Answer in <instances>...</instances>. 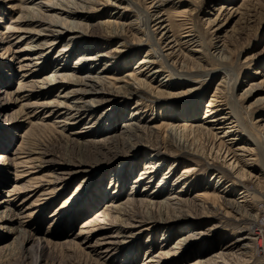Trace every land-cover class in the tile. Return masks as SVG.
<instances>
[{
  "label": "bare ground",
  "instance_id": "obj_1",
  "mask_svg": "<svg viewBox=\"0 0 264 264\" xmlns=\"http://www.w3.org/2000/svg\"><path fill=\"white\" fill-rule=\"evenodd\" d=\"M6 2H8L7 4L19 3V6H12L14 9H20L21 14L14 25L11 26V32L19 35V41L17 45L13 46L11 43L5 42L9 39L8 35H0V45H2L0 46V51H2L0 57H7L19 68L20 74L17 75L19 86L18 91H16L18 96L16 99L21 104L19 111L25 115L31 114L26 113L28 110L32 109L34 111L30 116L31 121L28 122L31 129L25 133V136H20L22 141L17 151L9 154L10 159L0 158L6 159V161L9 160L12 165L14 164L12 167L14 171L11 169L6 170L15 172V178L12 180L14 185H12L11 190L7 191L5 198H13L18 194L24 197L22 202L32 201L28 208H25V211L22 208L20 209L22 211L19 213L21 217L14 222L15 227L13 229L18 230L27 217L31 216L32 219L36 215L35 213L43 212L56 194L68 189L73 181L79 180V177L82 178L80 181L89 186L91 180L100 175H102V178L111 176V179L113 178L112 184L118 182L123 186L127 183V176H133V173L139 169L142 162L145 167L132 182V192L129 196H113L114 191L108 193L106 200L107 198L112 200V197H116L118 201L117 203L111 201L112 206L101 211L103 215L100 214L95 217L96 220L99 218L97 223L96 220L88 221L79 229L77 234L71 232L70 235L62 238L59 236L60 234L52 235L51 229L53 230L58 226L57 230H59L62 227L60 223L67 214L62 213L59 221L55 220L56 215L53 217L54 220L49 223L46 234H42L39 238H34L31 234H28L30 238L27 241L24 240L26 246H29L26 250L42 254L43 251L45 252L44 249L50 248L55 241V244L58 241L60 242L58 244L62 246L74 247L84 258L90 259L94 264H115L118 256H121V259L124 258L123 264H131L134 260L141 259V257H143L140 261L142 264H182L184 260L190 257L194 259L187 264H252V260L257 259L256 252L258 251H261L262 258H264V224H259V220L264 219V209H258L255 206L258 200L253 203L252 200L256 197L251 196L257 195L263 198L262 190L249 186L253 181L257 184L260 183V179L264 181V144H261L260 140L258 142L255 134H253L255 131L252 132L248 126H245V122L243 123V120L239 119V114H237V101L233 93H235L236 83L239 79L234 82L232 87L229 81L223 84L226 94L229 93V98L232 97L231 101L227 102V95L224 97L225 92H222V94L221 88H217L212 96L199 92L193 95L197 101L193 106L187 104L183 110L175 108V111L169 117L170 120L157 124L151 119L139 116L141 110L140 97L146 95L157 98V101L160 102L167 101L164 103V108L167 110L172 109L175 97L184 99L189 96L188 93L193 91L190 89L183 94L174 92L175 88L180 89L186 85H192L193 81L190 80L193 79V68L183 67V69L189 70L186 72L191 77L184 78L178 74V78H184L181 85L173 83L166 86L161 83H158V86L153 84L154 80L150 78L151 73L153 74L151 77L159 75L161 70H158V68L161 66H155L154 69H151L148 53L146 57L141 59L139 67L132 72L127 70H129L131 61L135 58L125 62L122 68H114V61L110 59L112 58V48L105 43L102 46L100 42L104 38L107 40L114 39L116 36L112 35V32L119 35L112 29L114 25L120 27V23H118V19H109L105 22L93 24L95 20L89 15L94 10L91 8L93 5H100L105 8L107 2H110L109 0H6ZM158 2L162 4L163 1ZM136 3L133 4L134 7H136ZM247 4L242 5L248 8ZM162 7H165V3L162 4ZM165 10V8H162L163 14L160 12L158 15H151V17L155 20L153 22L155 23L154 32L170 41L172 36L170 37L169 34L171 29L174 30L175 21L177 22L176 18L181 13L174 10L165 13ZM224 12L221 8L218 10L219 14ZM137 14L139 13L137 12ZM140 19L141 21L138 19L140 22L145 23L143 22L145 19L143 21L142 18ZM150 23L147 22V26ZM212 23L215 24L216 22L213 21ZM181 24L178 25L181 26ZM178 25L177 27H179ZM96 26L102 30L101 34L95 32ZM152 31L150 29V32ZM118 32H121V30H118ZM126 32L128 33V31ZM191 32L192 30L187 32V35ZM188 37L190 35L183 38L187 39ZM65 38H68V43L58 49L57 56H54V59L56 57L60 58L58 61L54 60L55 68L51 69L55 70H52L51 76L42 78L35 69H31L32 63L37 61L36 64L42 65L43 68H49V65L46 64L49 58L48 55H52L53 48L62 43ZM141 38L143 37L138 39ZM142 41L144 42V40ZM176 41L173 37L170 44H177ZM170 50L173 51L174 47L172 46ZM218 50L221 55L223 54L222 51L231 54L230 48L223 42H221ZM171 56L172 59L176 58L174 52L171 53ZM68 59H75V67L66 68L65 63ZM146 59L149 60L146 61ZM185 59L187 60L188 57ZM64 60L66 62L59 65V62ZM105 61V66L95 71L94 66ZM152 64L155 65V63ZM257 75H259V72ZM171 76L172 74H170ZM249 86L247 93L253 94L255 91H260L264 89V79L249 83ZM56 91L60 93L53 96V98H56L45 102L40 100V96L53 94ZM8 95L7 92L5 96ZM201 96L202 98H200ZM137 97H139V100L134 105L133 114L130 117L129 115L126 116L125 113L117 114V109L121 107L127 109V104ZM224 98V102L223 100L220 101ZM262 101L264 102V99ZM202 103H207L205 105L206 115L200 121L198 120V113L201 111ZM106 105H109V107L102 112H98ZM2 110L4 111V108L0 109V113L3 112ZM40 110H43L46 114L42 119L38 117ZM115 116L117 121L124 120L123 126L119 130L115 125L117 122L105 125L109 118ZM5 117L8 120L7 115ZM97 124L98 127L101 126L102 131L94 129ZM76 125H89L85 129H90V131H76L73 133L76 135L85 134V137L66 135L68 128H75ZM37 132L57 134L62 140H65L69 148H72L71 151L75 153L78 150L81 158L78 157L79 160L73 161V163H68L72 160V157L67 163L63 159L64 162H60L54 154L48 152L42 146L32 148L30 139ZM245 132L249 134L248 140L244 139ZM239 141H242L245 145L242 146ZM19 154L25 156L20 159L18 158ZM254 157L257 160L259 158L263 159L262 168L259 169L257 166L251 165L252 161H257L253 160ZM122 158L127 161L121 163L119 160ZM191 158H198L205 162L206 172H204V176H199L193 172L198 165L186 161ZM169 160L173 161L170 170L162 176V170L166 168L168 163H171ZM114 162L120 163L119 167L117 166L119 169L107 172L110 167L114 166ZM183 162L185 169L181 175L175 178L172 183L168 181V175L173 173ZM243 162H249L250 164L243 165ZM247 167L249 168L247 169ZM211 170H213L212 175L214 178H218V184L221 183V186H223L221 178L227 176L232 178L230 181L232 184L229 185L228 192L219 193L223 187L218 186V184L216 187H213L210 183L204 184V179ZM157 182L158 185L154 186V191L151 192L149 188ZM139 186H144V188L138 190ZM240 186L244 190H241L242 197L238 200L250 196L248 200L250 203L218 196L236 193L239 191L237 189ZM248 189L253 193L248 192ZM211 190L214 193L211 194ZM95 191H98V189H95ZM76 194L73 196L75 197ZM97 198L99 199L98 196ZM100 200H104V198ZM11 202L12 200L6 203L7 206H4L5 211L0 212V224H3L2 219H4L6 212L12 210L10 209V206L13 205ZM2 205L4 203L0 204V209L3 208ZM13 207L15 206L13 205ZM227 209L230 211H227ZM13 211H11L10 217H15ZM97 213L95 215H98ZM83 215L85 214L82 213L81 216ZM232 215L235 218L240 217L242 221L239 223L240 225H247L246 228L242 229L246 230V234L243 232L241 236L234 237L231 239L230 244L222 250L217 249V244H223V239L229 234H225L220 239L216 238L220 233L218 229L205 231L201 219L214 216L225 220ZM110 219V225L104 226L103 224ZM234 221L237 222L239 219ZM248 221L250 223L247 224ZM217 222L219 223L217 226L224 223L222 221ZM0 228H4L3 225ZM138 228L141 229L138 231ZM10 229L12 230V228ZM145 234L150 237L148 236L149 238L143 242L141 238ZM158 236H161V240L157 243ZM229 236L232 237L231 234ZM174 238L175 241L171 242ZM53 240L55 241L53 242ZM170 242L173 244L171 245ZM87 259L86 262L90 261ZM114 260L115 262H113ZM35 264H38L37 260Z\"/></svg>",
  "mask_w": 264,
  "mask_h": 264
},
{
  "label": "rangeland",
  "instance_id": "obj_2",
  "mask_svg": "<svg viewBox=\"0 0 264 264\" xmlns=\"http://www.w3.org/2000/svg\"><path fill=\"white\" fill-rule=\"evenodd\" d=\"M109 1L110 2H107L105 8H103L100 5L99 6L91 5L92 6L91 8L94 10H92L91 13H89V15H91L92 18L95 20L93 24H95L96 22L97 23L105 22L108 21L109 19L111 20L118 19L117 21L118 23H120V27H116L114 25L112 31L115 30V32L119 33V35L123 34L122 36H119L118 34L112 32V35L116 36L114 39L110 38L107 40L106 38H104L103 41L100 42L102 46L105 43L112 48L113 50V52L111 53L112 58L110 59H113L114 61L113 62L115 65L114 68L116 67L122 68L123 67L122 65H124L125 62L135 58L133 61H131V65L128 68L129 70L126 69L127 71L131 70L130 72H132L133 70H136L139 67L141 59L146 57L148 53L150 60L146 59V61L149 60L151 62V65L149 64V67L151 69H154L155 66L158 67L161 66L160 68H158V70L159 69L161 70V73H159V75H156L155 77H151L153 75L151 73L150 76V78L154 80L153 84L155 86H158V83H161L165 86L171 85L173 83L181 85L182 82H184V78H188L187 76L191 77V75L186 72L189 70H185L183 69V67L188 66L193 68L192 77L194 80L192 78H191L192 80H190L193 81V83H191L192 85L191 86L186 85L187 87L186 86L181 87L180 89L175 88L176 90L174 91L177 94H183L186 93L188 90L192 89L193 91H191V93H188L189 96L187 98L185 97L184 99H179V97H175L174 100L175 102H173L174 107L172 109L167 110L166 108H164V103L167 101L160 102L157 101V98L154 97H150L146 95L141 96L140 97L141 110L139 116L146 117L148 119H151V121L157 124H161L162 122L170 120L169 117L171 113L175 111L174 110L175 108H179L183 110L184 106L187 104L188 106H193L194 103L197 102L193 97L194 94L196 95L197 93L202 92V93H207L208 95L210 94L209 96H212V94L215 93L217 88L218 89L221 88L220 90L222 93L225 92L223 84H225L226 81H229L232 87L234 85V82L239 79L238 82L236 83V90L234 91L235 93H233V95L235 94V98L237 101V114H239L238 116L240 117L238 118L243 120V123L245 122V126H248L249 129L252 130V132L255 131V133L253 134H255V137L258 140V142L260 140L261 144L262 143L264 144V102L262 101V99H264V89H261L260 91H255L253 94L247 93L250 87L249 83L250 84L255 83L256 81H261L264 79V0H151V1L150 0H109ZM158 1L160 2L163 1L162 4L165 3V7H162V4L159 3ZM135 2H137L136 7H134ZM7 3L8 2H6V0H0V35H8L9 39L5 42L11 43V45L15 46L19 41L18 39L19 35H15L13 32H11V26L14 25L16 20L20 17L21 10L14 9L12 7L14 5L19 6L18 2H13L10 4ZM242 4H247L248 8L244 7ZM125 7L128 9H126ZM141 8L144 10V12L146 11V13H144ZM162 8L166 9L164 11L165 13H168L173 10L181 13V15H178L179 19L176 18L177 22L175 21L176 26L173 27L174 30L171 29V33L169 34L170 37L172 36V39H170V41L162 37V35L160 36L159 33L154 32L155 23L153 22L155 20L154 18L152 19L151 15L152 16L154 14L158 15V13L160 12L161 14H163ZM220 8L225 12L219 14L218 10ZM136 11L140 15L137 14ZM147 11L149 14L147 13ZM140 18H142V21L145 19L143 21L145 23L140 22L141 21ZM146 21L148 22V24L149 22H151L152 26L151 23L149 25L150 27L147 26L148 24ZM211 21L212 22L215 21L216 23L213 24ZM209 22H211L212 25L211 23L209 24ZM181 23H183L184 25ZM139 24L141 26H138ZM178 24H181V26H179ZM143 25H145L147 28H144L145 26ZM177 25L179 27H177ZM124 28H126L127 30ZM144 29L147 30L149 29L147 33L148 35L146 34L147 30ZM150 29H152L153 31L150 32ZM118 30H121V32H118ZM125 30L128 31V33ZM191 30L193 32V33L191 32L192 35L191 34L187 35V32ZM134 31L136 34L133 33ZM95 32L102 33V30H100L99 27L96 26ZM189 35L190 37H188L187 39L183 38L184 36H189ZM140 37L143 38L138 39ZM173 37L175 38V40H177L176 41L177 44L175 43L170 44V42L173 40ZM139 40H141L140 41L141 43L139 42ZM142 40H144V42ZM221 42L227 44L228 48H230L231 50V54L225 53L224 51H222L223 52L222 55L220 54L218 48L220 47ZM67 43H68V38L67 39L65 38L62 41V43L57 44V46L53 48L52 55H48L49 57L47 59L48 63L46 62V64L49 65V68H45V67L43 68L42 65L36 64L37 61H35L32 63L31 69H35V71L39 73L42 76V78L46 76L47 77L51 76L52 70H55V69H51L53 67L55 68L54 60L58 61L60 59V58L58 59L57 57L56 59H54V56H57V50L65 46ZM153 43H155L156 45ZM192 44H194L195 46H193ZM157 45L160 46L158 47ZM172 46L174 47L173 51L170 50ZM161 50L164 51L162 52ZM154 52L155 54L156 53L157 54L155 55ZM172 52H174L175 54L176 57L175 59H172L171 56ZM180 52L183 53L181 54ZM218 54L221 56H219ZM168 55L170 56L169 59H168L169 57ZM184 56L188 57V59L186 60L185 59L186 57L184 58ZM65 62L66 60L60 61L59 65H63ZM152 63H155V65H153ZM65 64L67 66L66 67L67 69L73 68L75 67V59H68V61ZM105 64L106 61L95 65L94 66L95 71L100 70L102 67L105 66ZM79 67L81 68L82 65ZM18 72H19V68L15 63H12V61L7 57H0V109L4 108L5 111L4 112L2 110L3 112L0 113L1 115L0 116V158L1 157L9 158L10 157L9 154H12L15 151H17V148H19L22 141L21 137L25 136V133L31 129L28 122L31 121L30 116L33 114L34 111L31 109L28 110V112H26L28 114L31 113L30 115H25L24 113H21L19 111V109H21V104L18 103L16 99L18 97L16 91H18V86H19V80H17V75L20 74V72L19 73ZM258 72L259 75H257ZM169 73L172 74L171 77ZM178 74L180 75V77H184V78L183 79L180 77L178 78L177 77L179 76ZM5 92L6 93L8 92L9 94L7 97L5 96L6 94ZM58 94L60 93L56 91L53 94L42 95L40 96V100L42 102L52 100L56 98V97L53 98V96H57ZM223 95L224 97L227 95V102L231 101L232 97L230 96L231 98H229V93L226 94L225 92V94ZM200 98H202V96ZM138 100L139 97H137L135 100L127 104L128 106L126 107L127 109H125V107H121L120 109H117L116 110L117 114L125 113L126 116L129 115L130 117L133 114L132 111L133 107ZM222 100L224 102L225 98L220 99V101ZM259 100H261L262 102L261 101L259 102ZM206 104L207 103H202L201 111H199L198 113L199 115L198 120L200 121L204 119L206 115V109H205ZM107 107H109V105L102 107L101 109H99L98 112H102ZM18 112L21 113L20 114L21 116L18 115L19 114ZM39 113L40 115L38 117H40L41 119L44 118L46 115L44 114L43 110L42 111L40 110ZM176 114L177 113H175V115ZM6 115L8 117L7 118L8 120H6L5 117ZM120 118H122V116H120ZM173 119L175 120V118ZM112 122L113 123L117 122L115 125H117V129L119 130L120 127L123 126L122 124L124 123V120L117 121L116 116L111 117L109 118V121H107V124L105 125H108V123L110 124ZM89 125H76L75 128L70 127L68 128L69 130L67 131L66 135H73L74 137H81V136L85 137L86 136L85 134L76 135L73 133H75L76 131L89 132L90 129H85ZM97 127L98 124L95 126L94 129L96 130L98 129L102 131L101 126L98 128ZM244 135L243 136L245 138L244 137L243 138L248 140L249 134L245 132ZM30 142L32 148H35V146H42L45 150L54 154L57 160L60 162H64L66 160L65 162L67 163L68 160L72 159L68 163H73V161L75 162L81 158L80 157L81 154L78 150L75 151L74 153L73 151H71L72 148H69L65 140H62L61 137L58 136L57 134L51 135V132L50 133L37 132L34 136L31 137ZM239 142L240 144H242V146L245 145V143H243L242 141ZM24 156H25L24 154H19L18 158L22 159ZM78 157L79 159H77ZM253 160H257L256 157H254ZM119 161L123 163L126 162L127 160L125 158H122ZM169 161H171V163H168L166 168L162 170L161 173L162 176H164V173H166L167 171L169 172L170 170L173 161L172 160ZM186 161L189 162L190 164L196 163L198 165V166L195 165L196 169L195 171H193L197 175L199 176L205 175L204 172H206L205 170L206 165L203 160L198 158H191V159H187ZM262 161L263 159L259 158L257 161H252L255 163L251 162V165L255 167L257 166L260 169L263 166ZM142 163L139 169L135 171V173H133V176L132 175L127 176L126 178L127 183L123 184V186H121V184H118V182H114L112 184L113 178L111 179V176L110 177L108 176L109 178L108 177L102 178V175H100L97 178L92 179L91 184L89 186H87L86 183H84L83 181H80L82 178L79 177L78 178L79 180H76V182L73 181L71 185L68 187V189H65L64 191L56 194L55 197L52 199V201L48 203L47 205L48 207H46V209L43 212L35 213L36 215L32 219L31 216L27 217L26 219L23 220V225H21L22 228L19 227L18 230H14L13 229L15 227L14 222H16L19 219V217H21L19 215V213L22 212L20 209L22 208L23 211H25V208H28V206L32 201L30 200L27 202H22L24 197L19 196L18 194H16L13 198H9V199L5 198V196L7 195V191L11 190L12 185H14L12 180H14L15 178L14 175L15 172H11V171L8 172L6 170L8 169L12 170L14 164L12 165V163H10L9 160L6 161V159H0V204L4 203V205H2L3 208L0 209V212L5 211L4 206H7L6 203H9L10 200H12L11 203L15 206V207H13V205L10 206V209L14 210L13 212L15 213V217H10L12 210L9 211L8 209L9 212H6L4 219H2L3 224H0V226L3 225L4 227V228H0V264H35L36 260L38 261V264L39 263L40 264H94L90 259H87L86 257L84 258V256H82L81 253L78 252L74 247H69L68 245L62 246L58 244L60 243L58 241L56 245L55 244L56 241L53 240V242L55 241L54 243L52 242L54 245L50 246V248L44 249L45 252L43 251L42 254L39 252L33 253L29 250H26L27 247L29 246H26L25 241H27L30 238V235L28 234H31V236L34 238H39L42 236V234H46V231L49 228V223L52 220H54L53 217L57 215V217H55V220L59 221L61 219L62 213L64 212L67 214V216L64 217L63 221H61L60 223V226L62 227L59 230H57L58 226H56L55 229L53 230L51 229V233H53L52 235L60 234L59 235L60 237L65 238L68 235H70L71 232L77 234L79 229L83 225H85V223L91 220L95 221L96 216L98 217L100 214L103 215L102 214L103 212L101 211L105 210L106 207L112 206L111 201L113 202L115 201L117 203L118 199L116 197H115L116 199L112 197V200L111 198L110 200L108 198L107 200L105 199L108 196L109 192L112 193V191H114V193H112L113 196L114 195L116 196L123 195L124 197L127 195L129 196L130 192H132L131 190L132 182H134V180L137 178L139 173L142 172V170H144L145 168ZM119 164L120 163L114 162L113 163L114 166L110 167V169L107 172L109 171L111 172L116 169H119L118 168ZM242 164L246 165L250 163L243 162ZM248 168L249 167H247V169ZM184 169H185V165L183 162V164L179 165L173 173L168 175V181H170L171 183L174 182V179L180 176ZM212 171L213 170H211L207 174V177H205V179L203 178L205 180L204 184L210 183V185L216 187L219 180L218 178H214V176L212 175ZM221 179L223 186H221V183L218 184V186H221L223 188L221 189L220 192L219 191H215V192L226 193L228 192L227 190H229L228 188L229 185L232 184L230 183L232 178L230 176H227L226 178H221ZM156 185H158V182L149 188L151 192L154 191V186L156 187ZM249 186H251V188H259L262 190L263 198L257 195H251V196L256 197V199L252 200L253 203L256 200H258L255 206L258 209H264V181L260 179L259 184L253 181L252 183L249 184ZM143 188L144 186H139L138 190H142ZM95 189H98V191H95ZM237 190L239 191L236 193L221 194L218 196L227 197L229 199H234L236 201H242V202L244 201L247 202L250 199L249 196L247 198L238 200V198L242 197L240 194L242 190V186H240ZM249 190L250 189H248V192L252 194L253 192ZM210 193L211 194L214 193L213 190H211ZM74 194H76L75 197L73 196ZM97 196L99 197V199L97 198ZM101 198H104V200H100ZM227 211L230 210L227 209ZM82 213L85 215L81 216ZM95 213H97L98 215H95ZM233 216L234 215L229 216V218L225 220L220 219V217L217 218L214 216H208L205 219L203 218L201 219L203 220L201 224L204 226L203 228L205 231L208 229L211 230L218 229L220 233L218 234V236H216V238L220 239L221 237H224L225 234L232 235V237L229 235L225 237L223 239V244L221 245L217 244L218 246L217 249L220 248L222 250L223 248H225V246L230 244V241H232L231 239L237 236H241L243 232L246 234V230H242V229L246 228L245 226L247 225L246 224L240 225L239 223L242 222L240 220V217L235 218V216L234 217ZM74 219L76 221H73ZM233 219L234 220L239 219V221L235 222ZM98 220L99 218H97L95 222L97 223ZM217 221H222L224 223H222L220 226H217V224H219ZM110 223H111V219L103 225L104 226L110 225ZM248 223H250V221H248L247 224ZM259 224L262 225L264 224L263 218L259 220ZM23 227H26L27 229ZM10 228H12V230ZM140 229L141 228H138L137 230L139 231ZM23 234L25 237L23 236ZM148 236H149L148 234H145L141 238V241L145 242L150 237ZM160 240H161V236H158L157 243ZM174 241L175 238L171 242ZM171 242L170 244L172 245L173 243ZM256 253H257L256 254L257 259L254 261L252 260V264H264V258H262L263 256L261 255V251H258ZM142 258L143 257H141V259L136 261L134 260L133 261L134 264H142L140 262ZM86 259L90 261L86 262ZM193 259H194L193 257H190L184 260L182 264H187L189 261ZM123 261L124 258L121 259V256H118L116 262L115 260L113 262H115V264H123ZM133 262L131 264H133Z\"/></svg>",
  "mask_w": 264,
  "mask_h": 264
}]
</instances>
